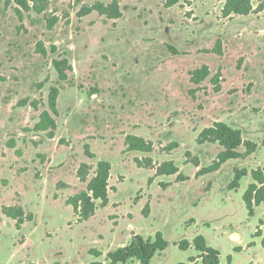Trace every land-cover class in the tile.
Returning a JSON list of instances; mask_svg holds the SVG:
<instances>
[{
  "label": "rangeland",
  "instance_id": "obj_1",
  "mask_svg": "<svg viewBox=\"0 0 264 264\" xmlns=\"http://www.w3.org/2000/svg\"><path fill=\"white\" fill-rule=\"evenodd\" d=\"M111 1L48 0L41 14L0 1V264H109L106 254L128 244L133 233L156 231L169 242L182 240L195 232L188 230L192 219L217 218L227 210L221 194L234 168L260 164L264 170V2L253 1L247 16H224V0H181L168 9L166 0H117L120 19L77 15L83 6ZM217 39L221 55L214 53ZM65 59L71 70L60 81L52 62ZM203 67L210 75L192 83L190 74ZM215 75L218 93L211 83ZM52 87L59 91L58 115H51L56 128L39 131ZM216 121L239 129L259 150L195 177L193 160L206 167L221 150L196 143ZM127 135L150 141L153 151H126ZM172 143L178 147L170 149ZM85 144L94 158L84 156ZM100 160L112 166L114 191L105 206L96 202L94 215L80 221L67 201L86 188L77 175L80 164L89 166V180ZM166 161L191 180L157 176ZM250 182L240 180L229 195L228 212L238 221V202ZM213 186L207 205L195 211ZM4 206L21 207L24 219L32 220L17 231ZM91 251L101 256L95 259Z\"/></svg>",
  "mask_w": 264,
  "mask_h": 264
},
{
  "label": "trees",
  "instance_id": "obj_2",
  "mask_svg": "<svg viewBox=\"0 0 264 264\" xmlns=\"http://www.w3.org/2000/svg\"><path fill=\"white\" fill-rule=\"evenodd\" d=\"M1 1V0H0ZM14 3L19 7L21 11L24 12H34L36 14L44 13L48 7V0H13ZM181 0H166L164 7L166 9L177 5ZM224 16L230 15H241L247 16L253 10V1L264 2V0H224ZM263 9V6H260ZM17 10L18 19L22 20V13ZM92 12H96L100 16H104L109 20L120 19L122 14L119 10L117 0H112L109 5H104L102 3H94L93 5L87 7L83 6L79 12L78 17L82 18L89 15ZM55 18L47 21V28L52 29L55 23ZM40 45V44H39ZM44 53V50H40ZM174 54L176 50L170 48ZM214 53L221 55V40L217 39L215 42ZM55 68L58 79L60 81L67 80L66 72L71 70V66L68 60H54L52 62ZM191 82L198 85L203 82L209 75V70L207 67H203L201 70H195L191 74ZM219 76L215 75L211 79L213 85V91L218 93L221 90ZM59 91L57 88L52 87L49 89L47 105L49 111H43L39 116V123L35 127L39 131H53L56 128L55 120L52 116L58 115L57 110V98ZM52 115V116H51ZM53 136V133L50 134ZM126 151L128 152H140V153H151L153 151V144L150 141L135 136L127 135L124 140ZM196 143L198 145L204 144H217L221 150L216 155L215 159L206 167H200L198 158H195L192 165L195 168H199L195 173V177H201L203 175L212 174L217 172L223 164L230 160H244L250 155L256 152L258 149V144L243 140L241 131L235 129L228 124L216 121L210 126L204 128L197 136ZM260 145H264V136L261 140ZM178 147L177 143H172L169 148L175 149ZM244 147V151H240V148ZM84 156L88 159L94 158V154L91 152L88 144L83 147ZM151 165V160H148ZM136 164H139L138 160ZM90 168L87 164L81 163L77 172L78 178L81 182L86 183V188L84 191L74 195L68 199L67 204L72 207L73 211L78 214L80 221H87L90 219L95 212V203L100 202L103 206L108 203V190L112 188L109 187L108 180L110 177L111 165L107 161H98L95 165V169L92 177L87 180L88 172ZM157 176H176L177 182L187 181L189 178L182 175L178 167L173 161H166L159 165L156 169ZM249 176L251 182L248 184L246 190L242 194V202L247 212L249 218L254 217L256 209L259 206H264V170L260 167L255 169L247 170L246 168H234L233 169V179L227 185V190L235 191L239 188V182L242 178ZM152 182L151 178L148 179V184ZM166 184L162 185L165 189ZM3 215L7 218L16 221V229L20 230V226L23 224L24 220L31 221V215L26 216L24 219V212L21 207H2L1 209ZM149 214V207L146 205L142 211V215L147 217ZM260 224H262L260 222ZM255 235L258 237L262 236L261 230L257 228ZM262 246L264 247V237L262 239ZM175 246L181 251L188 250L193 247L197 252H199L198 259L201 260L202 264H219L220 253L209 247L203 236L197 235L192 241L187 239H182L174 243ZM168 246V242L164 239L161 232H156L152 237L144 238L143 236L133 234L131 235L130 241L127 245L110 251L106 254V259L110 264H126L128 261L134 260L139 264H150L152 258L160 252H163ZM90 255L98 258L101 254L97 251H91ZM194 257L188 258L185 263L176 264H193L196 259ZM231 258H227V263L230 264ZM91 264H101L99 261H94Z\"/></svg>",
  "mask_w": 264,
  "mask_h": 264
},
{
  "label": "crops",
  "instance_id": "obj_3",
  "mask_svg": "<svg viewBox=\"0 0 264 264\" xmlns=\"http://www.w3.org/2000/svg\"><path fill=\"white\" fill-rule=\"evenodd\" d=\"M257 150H259V146ZM251 157H255V153H253L246 159H250ZM230 161H236V160H230ZM260 166L261 165L259 164L258 166L252 169H255ZM195 169L197 172L199 168L198 169L195 168ZM248 178L250 179L249 176H246L241 180H245V179L247 180ZM111 180H112V166L110 171V177L108 180V184L110 188H111ZM189 180H191V178H189ZM215 189L216 188L213 186L210 190L205 191L200 196L199 200L196 201L193 209L196 211L201 209L203 205H207ZM109 191H114V189L108 190V198H110ZM230 192L232 191L226 190V192H223V194H221V203H223L226 206L227 208L226 211L221 212L222 214L217 218L215 215L212 216L208 214L207 215L208 217L204 219H200V218L192 219L190 221L191 225L188 230L190 231L191 229L194 228L195 232H193L190 236L183 235L182 239L186 238L187 240L192 241L193 238L197 235L203 236L206 240L207 245L217 250L220 253L219 264H228L227 263L228 257L231 258L230 264H264V247L261 244L262 239L264 237V206L263 205L259 206L256 209L254 217L249 218L247 216L246 210H244L245 207L243 202L241 203L239 201L238 204L242 208V217L238 221L236 220L235 214L228 212L229 209L231 208L230 206L232 202V200L229 199ZM235 221L237 223H234ZM260 222L262 224H260ZM231 223H234V225H232ZM257 228L261 230L262 233L261 237L255 235ZM154 233H156V231H153L152 234L144 235L143 237L146 238L152 237ZM163 237L168 242V246L163 252H160L157 255H155L152 258L150 264L185 263L187 262L188 258L190 257L197 258L199 256V252H197L193 247H190L188 250L185 251L179 250L177 246L174 245V243L180 241L181 239L175 240L173 242H169L164 234ZM125 245H127V243L123 244L121 247ZM126 264H139V263L137 261H134V263H132V261H129ZM193 264H202V263L201 260L197 258L195 263Z\"/></svg>",
  "mask_w": 264,
  "mask_h": 264
}]
</instances>
